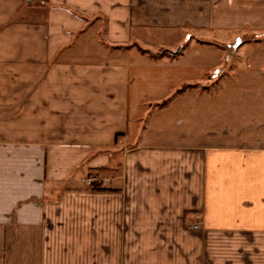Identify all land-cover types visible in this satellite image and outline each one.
Segmentation results:
<instances>
[{
	"label": "crops",
	"instance_id": "0c3cea01",
	"mask_svg": "<svg viewBox=\"0 0 264 264\" xmlns=\"http://www.w3.org/2000/svg\"><path fill=\"white\" fill-rule=\"evenodd\" d=\"M0 264H264V0H0Z\"/></svg>",
	"mask_w": 264,
	"mask_h": 264
},
{
	"label": "rangeland",
	"instance_id": "374dc122",
	"mask_svg": "<svg viewBox=\"0 0 264 264\" xmlns=\"http://www.w3.org/2000/svg\"><path fill=\"white\" fill-rule=\"evenodd\" d=\"M190 38H194V37H188V35L186 36V39H185V41L182 43V44H186V46H187V44H188V40L190 39ZM233 43V42H232ZM181 44V45H182ZM180 45V46H181ZM179 46V47H180ZM185 46V47H186ZM179 47L176 49V50H173V51H170V50H165V49H161V50H157V51H155V52H150V51H144V50H138L140 53H142V54H147V55H150V56H152V57H168V58H170V57H175V56H178V55H180L181 53H182V51L185 49V48H183L182 50H179ZM225 47V46H224ZM224 47H223V49H224ZM238 50V49H237ZM236 50V51H237ZM225 51H226V54L227 55H229V56H233V54L236 52H234L233 54H230L226 49H225ZM224 74H227V70L224 72ZM217 76V75H216ZM218 78V77H217ZM204 87H208V89L209 88H214L215 87V79L213 78V79H211L210 81H206L204 84H203V87H201V85H199V87L198 88H204ZM87 187H90V186H87ZM194 231V230H193Z\"/></svg>",
	"mask_w": 264,
	"mask_h": 264
},
{
	"label": "trees",
	"instance_id": "16d2710c",
	"mask_svg": "<svg viewBox=\"0 0 264 264\" xmlns=\"http://www.w3.org/2000/svg\"><path fill=\"white\" fill-rule=\"evenodd\" d=\"M198 42H201L198 40ZM186 44H182L180 47H179V50H182L183 48H185ZM199 85H183L181 86L180 88H178L174 93H172L168 98H166L164 101H162L161 103L159 104H156L154 107L155 108H162L164 106L167 105V103L170 101V99L176 95H179L181 93H183L184 91L186 90H189V89H196L198 88ZM205 89V88H204ZM96 186V185H95ZM95 186L91 185L88 189L89 190H96Z\"/></svg>",
	"mask_w": 264,
	"mask_h": 264
},
{
	"label": "water",
	"instance_id": "95a60500",
	"mask_svg": "<svg viewBox=\"0 0 264 264\" xmlns=\"http://www.w3.org/2000/svg\"><path fill=\"white\" fill-rule=\"evenodd\" d=\"M241 45L240 40H236L231 44L225 45V49L230 53L233 54Z\"/></svg>",
	"mask_w": 264,
	"mask_h": 264
},
{
	"label": "built area",
	"instance_id": "2783aa9c",
	"mask_svg": "<svg viewBox=\"0 0 264 264\" xmlns=\"http://www.w3.org/2000/svg\"><path fill=\"white\" fill-rule=\"evenodd\" d=\"M28 1L35 2V1H38V0H28ZM82 182L84 184H86L87 186H91V185H94L96 183V179H94V178H87V179L83 180ZM197 228H198V225L191 226V229L192 230H196Z\"/></svg>",
	"mask_w": 264,
	"mask_h": 264
}]
</instances>
